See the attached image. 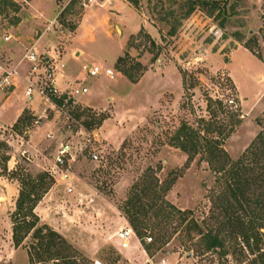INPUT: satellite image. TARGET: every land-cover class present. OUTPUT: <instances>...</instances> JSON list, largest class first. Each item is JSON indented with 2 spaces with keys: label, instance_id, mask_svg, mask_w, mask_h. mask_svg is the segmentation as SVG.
Masks as SVG:
<instances>
[{
  "label": "rangeland",
  "instance_id": "rangeland-1",
  "mask_svg": "<svg viewBox=\"0 0 264 264\" xmlns=\"http://www.w3.org/2000/svg\"><path fill=\"white\" fill-rule=\"evenodd\" d=\"M196 1L219 9L195 6L186 16ZM11 2L15 8L0 0V67L13 71L15 87L0 92V106L23 105L19 125L0 122V264H29L32 240L14 247L13 214L20 181L42 173L54 183L34 209L38 226L61 236L78 264H146L150 256L166 264H245L230 248L223 258L206 253L186 222L174 217L157 226L163 214L154 215L163 200L201 224L217 205L221 188L205 155L188 160L171 146L182 124L233 125L221 146L232 162L264 136V0ZM30 50L62 68L55 85L67 97L61 105L35 94L24 100ZM119 58L118 69L133 82L117 71ZM93 67L112 77H89ZM72 88L87 93L69 98ZM61 146L70 149L62 166ZM131 205L153 210L144 220L139 215L143 238H131L124 251L118 234L131 229L123 213ZM164 232L167 242L156 243Z\"/></svg>",
  "mask_w": 264,
  "mask_h": 264
},
{
  "label": "trees",
  "instance_id": "trees-1",
  "mask_svg": "<svg viewBox=\"0 0 264 264\" xmlns=\"http://www.w3.org/2000/svg\"><path fill=\"white\" fill-rule=\"evenodd\" d=\"M4 1L11 7H16L11 0ZM195 6H203L211 12L219 9L217 2H190L186 16ZM122 63L124 59L119 58L117 71L130 78L126 72L118 69ZM130 81L134 80L130 78ZM64 99L65 96L59 99L53 98V101L61 105ZM211 107L208 106V110L215 118L216 111L211 110ZM219 109H222V106H219ZM20 121L18 119L16 125H19ZM236 123L237 121L234 125ZM84 125L90 128L94 124L84 123ZM228 127V124L213 120L203 122L202 130L182 124L170 140L171 146L185 153L188 160L203 154L210 164L215 175V182L221 188V192L217 198V205H214L208 218L201 224L195 220H188L187 213L163 200L154 217L158 218L163 214L162 222H159L157 226L162 225L164 220L169 222L174 217L179 224L186 222V230L197 235L206 253H216L223 258L228 254L225 249L230 248L234 255L240 257L242 263L264 264V136L259 134L240 158L232 162L221 147L223 141L234 129L233 125ZM214 133L220 138L212 137ZM53 183V178L47 173L39 174L36 178L28 176L20 181L16 210L13 214L12 242L14 247L18 248L26 238H31L32 244L28 249L29 264H78L74 250L61 236L46 226H38L39 220L34 209ZM169 187V185L166 186L162 190L163 193H166ZM147 191L145 188L142 190L143 193ZM130 202L131 200H128V204ZM146 208H136L135 205H131L130 210H123L127 222L139 241L143 238L140 228L146 226L143 220L149 211L153 210V206ZM215 210L219 212L216 213ZM139 215L143 216V220L139 219ZM163 231L165 227H160V232ZM168 239L164 232L157 237L156 243L165 244ZM227 241L233 244L227 246ZM144 250L147 253L149 248L144 247Z\"/></svg>",
  "mask_w": 264,
  "mask_h": 264
},
{
  "label": "built area",
  "instance_id": "built-area-1",
  "mask_svg": "<svg viewBox=\"0 0 264 264\" xmlns=\"http://www.w3.org/2000/svg\"><path fill=\"white\" fill-rule=\"evenodd\" d=\"M96 0H87V3H94ZM8 38H5V41ZM26 61L29 64V70L27 75L23 78V84L25 86L24 97L27 99H31L35 94L41 100H45L46 102H53V98L63 97L61 92L55 87L56 73L59 72L58 67L55 61H49L48 59H43L40 56H37L32 50H30L26 54ZM104 73L108 77H112V72L110 70H103L98 67H93L88 71L89 77H96L100 73ZM14 76L13 71H6L1 69L0 67V92L10 90L15 87L14 84ZM87 93L86 88H72L69 92L68 97H77L80 95H84ZM65 98L66 95H64ZM69 147L61 146L58 156L56 158V162L59 165L64 164V158L66 155H69ZM91 161H98V155L96 153H92L90 155ZM68 192H71L68 189ZM132 236H135L134 232L130 228L123 229L119 234L118 238L124 244L129 240ZM147 243H151V238H147ZM145 256H147L146 251L143 250ZM154 256L147 257L145 260L146 264H166L165 259H161L159 262H154Z\"/></svg>",
  "mask_w": 264,
  "mask_h": 264
},
{
  "label": "crops",
  "instance_id": "crops-1",
  "mask_svg": "<svg viewBox=\"0 0 264 264\" xmlns=\"http://www.w3.org/2000/svg\"><path fill=\"white\" fill-rule=\"evenodd\" d=\"M105 5L106 4H104L103 7ZM113 5L119 10L122 9V8H125L123 5H119L118 6V3L116 4V3L113 2ZM115 16L117 18V15H115ZM33 49H34V47H33ZM81 54H82V52H78V51L74 52V55L76 56L75 60H77L80 57ZM57 64H58V62L56 61V65ZM58 70H59V72L56 73L55 85L61 83V81H63V79H64V76H63V73H62V68L58 67ZM117 75H119V74H117ZM120 77L123 78L122 76H120ZM0 94H2V93H0ZM31 99H27V98L24 97V100H26V101L27 100H31ZM84 104H86V106H89L88 103L84 102ZM22 105H19V104L15 105L14 104V106H0V122H3V123L7 122L8 125H12V124L16 123L18 117L20 116V113H21V110H22ZM29 105H30V103H29ZM30 106H32V105H30ZM131 238H136V237L132 236ZM131 238L129 240H127V242L123 245V250L124 251L127 250L130 247L129 241L131 240Z\"/></svg>",
  "mask_w": 264,
  "mask_h": 264
},
{
  "label": "water",
  "instance_id": "water-1",
  "mask_svg": "<svg viewBox=\"0 0 264 264\" xmlns=\"http://www.w3.org/2000/svg\"><path fill=\"white\" fill-rule=\"evenodd\" d=\"M190 257V255H187V258H189Z\"/></svg>",
  "mask_w": 264,
  "mask_h": 264
}]
</instances>
